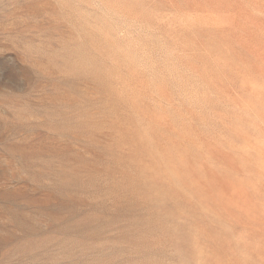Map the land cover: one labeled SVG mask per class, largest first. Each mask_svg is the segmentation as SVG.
<instances>
[{
	"label": "rangeland",
	"instance_id": "rangeland-1",
	"mask_svg": "<svg viewBox=\"0 0 264 264\" xmlns=\"http://www.w3.org/2000/svg\"><path fill=\"white\" fill-rule=\"evenodd\" d=\"M0 264H264V0H0Z\"/></svg>",
	"mask_w": 264,
	"mask_h": 264
}]
</instances>
